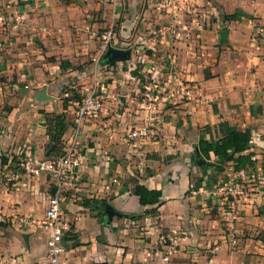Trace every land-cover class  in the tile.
<instances>
[{
    "label": "crops",
    "instance_id": "crops-1",
    "mask_svg": "<svg viewBox=\"0 0 264 264\" xmlns=\"http://www.w3.org/2000/svg\"><path fill=\"white\" fill-rule=\"evenodd\" d=\"M164 1L0 0V151L9 159L21 147L47 158L48 116L65 117L63 149L82 96L97 81L108 93L77 132L81 165L61 195L71 224L64 264H264V0ZM112 21V46L129 57L96 63L98 32ZM142 76L162 90L152 110L141 109ZM44 88L51 97L39 100ZM145 123L150 137L126 138ZM247 129L250 143L236 156L248 160L196 157L201 137ZM242 170L248 194L234 247L218 186ZM5 176L16 181L0 182V264H50L42 223L53 184ZM136 182L161 190V201L142 205ZM172 230L179 246L165 261L161 236Z\"/></svg>",
    "mask_w": 264,
    "mask_h": 264
},
{
    "label": "built area",
    "instance_id": "built-area-1",
    "mask_svg": "<svg viewBox=\"0 0 264 264\" xmlns=\"http://www.w3.org/2000/svg\"><path fill=\"white\" fill-rule=\"evenodd\" d=\"M168 0H165L166 2ZM0 20H5V16L0 15ZM116 31V23L110 22L101 32H98L100 48L96 56V63L102 59L107 49L113 45V39ZM143 89L141 94V109L152 110L162 99V90L156 78L145 76L141 80ZM181 93L189 96L191 88L182 85L179 88ZM108 96L106 87L97 81L87 93L79 100L78 106L74 112L75 128L73 137L65 144L61 154L54 158H37L32 153L26 152L19 156H11L8 159L9 165L14 163L16 159L19 161L20 175L24 174L28 177H39L46 175L53 186L57 187L56 193L52 194L48 201L45 212V220L42 226L46 229L47 248L50 258V264H64L61 262V254L65 250L64 238L71 230L70 221L64 218V210L61 202V195L66 187L77 177L78 170L81 165V152L76 140L77 132L80 125L87 119L97 116L103 109L106 98ZM153 134V124L145 123L132 126L126 133L129 141H137L138 139H146ZM219 192L226 198L228 207L227 220V236L232 246H237L241 230L238 225L240 218V201L248 194L247 174L242 170L239 174H231L218 186ZM25 216H20L19 220H25ZM181 235L177 230H172L169 234L161 236V242L166 247L164 260L168 261L170 253L177 251L179 239Z\"/></svg>",
    "mask_w": 264,
    "mask_h": 264
},
{
    "label": "trees",
    "instance_id": "trees-1",
    "mask_svg": "<svg viewBox=\"0 0 264 264\" xmlns=\"http://www.w3.org/2000/svg\"><path fill=\"white\" fill-rule=\"evenodd\" d=\"M225 18H236L238 13H234L231 15L224 14ZM144 77H141L143 80ZM48 120V134L52 139V144L49 147L53 150H56L57 155L61 153L59 148H61L60 140L62 134L64 133L67 123L65 121V117L63 115H58L55 117H47ZM252 137V132L250 129L247 130H235L231 131L226 136L214 140L209 141L204 137L200 138L199 146L200 151L196 153L197 158H211V152L215 154L218 160L229 161L237 158L239 162H244L248 160L247 156L240 155L236 156L237 153L243 151L246 146L250 143ZM3 163L8 161L7 156H2ZM222 167V166H220ZM220 169V168H219ZM135 193L139 196L140 202L142 205L147 204H155L161 201L162 191L157 189H149L145 185L136 182L135 184ZM95 264H107L106 262L95 263Z\"/></svg>",
    "mask_w": 264,
    "mask_h": 264
},
{
    "label": "rangeland",
    "instance_id": "rangeland-1",
    "mask_svg": "<svg viewBox=\"0 0 264 264\" xmlns=\"http://www.w3.org/2000/svg\"><path fill=\"white\" fill-rule=\"evenodd\" d=\"M48 149L50 151V154L47 156V158H54V157L59 155V154L57 155L55 149L52 150L50 147H48ZM61 150L62 149L59 148V151H61ZM27 151L28 150L25 147H21L17 150V152L21 153V154H19V156L22 155V153L25 154ZM11 153L15 154V156H17L15 152H11ZM8 154H10V152H8ZM3 155L7 156L5 154V152L3 150H1L0 151V158H2ZM7 159H9L8 156H7ZM10 171H12V173H9ZM20 172H21L20 165H19V161L17 159H16V161H14V163H12L10 165L7 161L6 163H3V165L1 166L0 182L1 181L7 182V185L10 186V185H12V182H15L16 180L15 179L10 180L9 177L5 176V174H9V176H11L13 178L14 175H19Z\"/></svg>",
    "mask_w": 264,
    "mask_h": 264
},
{
    "label": "water",
    "instance_id": "water-1",
    "mask_svg": "<svg viewBox=\"0 0 264 264\" xmlns=\"http://www.w3.org/2000/svg\"><path fill=\"white\" fill-rule=\"evenodd\" d=\"M222 36H223V39L227 38V30L226 29L222 31ZM129 54H130V52L127 49L116 48V47L110 46L107 49V51L104 54V56L102 57V59L105 62L113 63V62H116L118 60H123V59L128 58ZM49 97H51V96L47 94L46 88L41 90V92L37 95V98L39 100H44V99L49 98ZM56 190H57V187L53 186L52 193L55 194ZM107 209H108V211H113L110 206H108ZM26 237H27V234H25V238Z\"/></svg>",
    "mask_w": 264,
    "mask_h": 264
}]
</instances>
